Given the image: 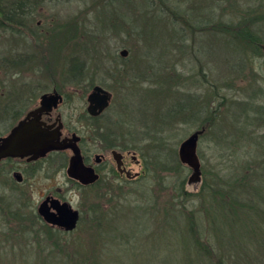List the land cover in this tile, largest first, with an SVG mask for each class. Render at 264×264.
<instances>
[{
    "label": "rangeland",
    "instance_id": "374dc122",
    "mask_svg": "<svg viewBox=\"0 0 264 264\" xmlns=\"http://www.w3.org/2000/svg\"><path fill=\"white\" fill-rule=\"evenodd\" d=\"M220 1L33 0L32 17L23 19V25H0L2 80L10 78L12 89L34 74L40 78L42 73L50 81L60 79L74 66L71 58L78 57L83 65L82 94L66 101L61 111L68 119L87 121L86 95L100 85L113 95L106 115L113 122L131 124L145 136L142 155L137 154L145 162L144 176L121 188L113 186L110 192L78 190L66 167L54 171L64 161L61 156L51 158L48 173H39L30 185L10 191L3 184L0 264H85L74 257L94 258L100 253L104 259L96 260L106 264H191L193 251L186 248L185 222L177 214L195 215L208 230L205 210L212 203L213 190L230 188L227 182L242 175L255 155L264 151V144L255 143L264 140V17L250 26L263 40L260 49L215 29L191 27L218 21L236 24L242 18L251 21L260 16L254 11L264 12V0H236V5ZM123 49L128 51L126 56L120 54ZM4 58L10 64L1 62ZM214 91L221 97L216 99ZM188 95L201 103L210 101L215 108L220 104L218 117L198 144L202 168L207 170L205 175L202 170L198 183L188 182L191 169L181 161L182 166L175 164L173 155L179 158L181 142L199 129L198 119L176 120L172 128L163 124L168 109L181 119L194 108L197 100ZM166 135L171 136L163 149L150 145ZM148 156L159 161L155 160V169V161H150L147 173ZM256 179L258 202L259 197L264 200V166ZM57 188L81 211V218L74 230L53 236L38 206L48 191ZM168 209L175 212L170 214ZM216 219V225L221 224L220 214ZM105 220L110 222L107 229L118 225L132 235L125 237L116 230L117 234L98 236L96 231L105 230Z\"/></svg>",
    "mask_w": 264,
    "mask_h": 264
},
{
    "label": "flooded vegetation",
    "instance_id": "af4514ba",
    "mask_svg": "<svg viewBox=\"0 0 264 264\" xmlns=\"http://www.w3.org/2000/svg\"><path fill=\"white\" fill-rule=\"evenodd\" d=\"M29 16L32 17V11ZM6 61L9 60L1 59V62ZM72 61H75L74 65L81 63L78 57H72ZM65 72V76L62 78L51 79V81L44 78L42 73L39 74L40 78L34 74L26 82L20 83L12 89V80L10 78L2 80V70L0 69V139L9 136L22 121L35 124L40 130H56L62 145L77 144L84 166L92 168L98 175V179L92 183L84 184L71 177L68 174V168L73 156V149L63 147L38 156L34 152H30L24 155L0 157V192L3 184H5L4 188L10 189V191L26 184H32L39 173H48L51 158L56 156H61L64 161L57 163L54 171L66 167L68 178L73 181L78 190L100 189L110 192L113 186L121 188L126 182L139 180L141 176H144L145 162L144 159L140 160L137 154L142 155L141 150L144 147L142 143L145 136L142 135L140 129H132L131 124L113 122L110 116L106 115L113 99L109 90L111 96L109 105L97 115L88 112V96L96 85L88 92L86 95L87 106L84 111L87 121H77L71 119V116L68 119L66 113L61 111V107L66 101H73V98L82 94L81 75L76 74L73 67H68ZM45 95H57L59 98L57 107L47 110L42 105ZM199 130L203 131L200 135L201 138L209 131V128L199 125V129L195 131ZM136 166L139 167L137 171L134 169ZM48 198L50 207L53 199L69 202L74 209L79 211L81 218V211L74 207L71 199L67 200L61 194L59 188L54 192L48 191L42 201ZM51 211H55L54 207H51ZM47 224L60 231H66L57 225Z\"/></svg>",
    "mask_w": 264,
    "mask_h": 264
},
{
    "label": "trees",
    "instance_id": "16d2710c",
    "mask_svg": "<svg viewBox=\"0 0 264 264\" xmlns=\"http://www.w3.org/2000/svg\"><path fill=\"white\" fill-rule=\"evenodd\" d=\"M222 1L223 0L220 2L222 3ZM229 1H233L235 5L237 4L236 0ZM1 4L0 25L2 26H7V24H17L21 26L24 24L22 23L23 19H26L27 16H29L30 11H33V6L30 5V0H2ZM171 12L175 16L178 14V12L176 13L175 10H172ZM254 13H259L260 16L254 17L253 20L251 19V21L249 20L250 23L248 20L242 18L236 24L218 21L214 22L213 24L207 23L202 26L192 25L191 27H193V29L197 28L202 31L215 29L219 32L227 33L233 37V39L238 38L239 40H242V42H253L256 44L255 47L260 49V45L263 44V40L260 36L256 35L253 30H251L250 26L252 25V21H256L259 17H264V15H262L264 12L260 13L258 11H254ZM186 22L190 23L187 18ZM245 48L248 49L246 46ZM73 69L76 74L78 73L81 75L83 71V65H74ZM218 93V91H214V97L216 99L221 97ZM207 96H209V94H207ZM187 97H192L197 100L196 96L188 95ZM222 99L223 102L226 101V97H223ZM204 102H206V100H204ZM204 102L201 103L197 100L195 102L194 108H190L185 117H182L181 119L175 118L174 109H168L166 111L168 116L167 122L163 120V124L165 123L164 125H169V127L172 128L174 127L176 120L177 123H188L198 119L200 127L207 126L210 130L214 124V121L219 115L220 104H218V106L215 108L210 106V101L209 104H205ZM200 112L206 114L201 119H199ZM258 114H260V112H258ZM259 116H256L255 119ZM171 120L174 122H171ZM167 136L170 137L171 135H166L165 137L160 136L157 143L153 142L150 145H154L158 150L163 149L166 139L168 138ZM252 140L256 141L254 138ZM255 143L258 147L260 145L263 146L264 140ZM259 153L255 155V159H253L250 164L245 166L242 175H235L233 176V179L230 180V182H227L230 185V188L223 187L222 190H213L212 194L209 196V199H211L212 203L209 205V208L207 207L205 210L208 219H210L208 230H205V228L200 224V220H197L195 215L190 214L185 216L182 213L177 214L178 216L182 217L185 222V231L188 235L186 248H189L193 251V261L191 264H264V200H261L259 197L257 202L255 200L254 194L255 189L258 188V185L256 184V178L259 175V170L264 166V151L261 154ZM173 155L174 163L178 166H182L177 154L173 152ZM153 160L157 161V156L146 157L147 173L150 171V161L153 162ZM156 161L153 166L154 169L158 164ZM175 168L177 167H171L170 170H175ZM202 170L203 175H205L207 170L204 168H202ZM250 183L252 185H250ZM211 210L213 211L212 215H210ZM169 211L170 214L175 212V210ZM170 214L169 212L165 213V215ZM218 214H220L219 221L221 220V224L216 225L218 223V219H216ZM34 217L40 222L43 221L42 218L37 214H35ZM102 221H104V219L102 216H100L98 218V222L101 223ZM106 223L107 226L110 225V222L106 221L105 230H101V228L100 230L96 231L98 236H105V233L103 234V232H106L107 234H109V232L116 233V230L117 233L119 231V233L121 232L123 236L125 235V237L130 238L132 235L127 231V229L120 228L118 225L117 228L114 229L109 227L110 230L107 231L109 228H106ZM44 226L48 228L49 234L53 236L64 234L63 231L55 229L46 223H44ZM103 244V246H105L104 242ZM70 255L71 254H68V260L72 259V256L70 257ZM101 257V253L97 257H85L84 259L77 255L74 257V260H81L82 262H85V264H106V261H102V259L101 261L98 259L96 260V258Z\"/></svg>",
    "mask_w": 264,
    "mask_h": 264
},
{
    "label": "water",
    "instance_id": "95a60500",
    "mask_svg": "<svg viewBox=\"0 0 264 264\" xmlns=\"http://www.w3.org/2000/svg\"><path fill=\"white\" fill-rule=\"evenodd\" d=\"M120 54L126 56L128 51L123 49ZM110 98L108 90L96 85L88 96V112L92 115L99 114L109 105ZM58 99L57 95H45L42 99V105L47 110H51L53 107H57ZM202 132V130L195 131L179 146V160L191 169L188 178L189 183H198L202 180V163L198 155V143ZM0 141V157L24 155L30 152H34L38 156L52 150L71 147L73 156L70 160L68 174L84 184L92 183L98 179V175L92 168L84 166L77 144L62 145L56 130H40L35 124L22 121L9 136L1 138ZM48 200L49 198L42 201L38 206V214L44 221L62 227L66 231L74 230L80 219L79 211L74 209L69 202H60L58 199H53L51 207H54L55 211H51Z\"/></svg>",
    "mask_w": 264,
    "mask_h": 264
}]
</instances>
